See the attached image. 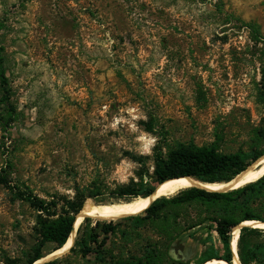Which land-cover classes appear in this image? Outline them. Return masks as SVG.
Segmentation results:
<instances>
[{
	"label": "rangeland",
	"instance_id": "1",
	"mask_svg": "<svg viewBox=\"0 0 264 264\" xmlns=\"http://www.w3.org/2000/svg\"><path fill=\"white\" fill-rule=\"evenodd\" d=\"M0 25V177L20 191L63 205L95 183L103 202L85 203L118 202L141 170L153 180L156 146L247 152L264 129V0H0ZM18 196L0 181V264L26 263L40 239L39 213ZM166 213L180 226L115 221L107 263L166 245L185 219H200L195 205ZM53 260L100 264L78 252Z\"/></svg>",
	"mask_w": 264,
	"mask_h": 264
},
{
	"label": "trees",
	"instance_id": "2",
	"mask_svg": "<svg viewBox=\"0 0 264 264\" xmlns=\"http://www.w3.org/2000/svg\"><path fill=\"white\" fill-rule=\"evenodd\" d=\"M219 8L220 6H217L218 10ZM1 29L0 25V31ZM254 34L256 35L257 32ZM253 39L255 44L260 43L257 36H253ZM2 51L0 41V78L4 86L7 84V78L3 70ZM262 56L259 100L264 107V53ZM254 144L256 147L250 151H238L231 154L221 153L216 143L204 146L194 143L156 146L153 162L154 174L150 177L153 180L145 182L148 171L141 170L140 183L120 188L115 200L129 201L138 197H148L169 181L183 177H191L200 182L212 184L230 182L264 155V149L261 150L258 147L264 144V129L256 134ZM135 160L142 165V168L145 167L142 158H135ZM0 181L6 187L17 190L19 199L37 211L42 221L39 242L32 250L28 261L23 264H35L45 258L43 249L48 245H52V251L47 256L60 250L67 243L76 218L87 199L103 202L100 200L101 188L95 183L92 192L82 195L80 201H67L60 205L59 200H44L30 188L20 191L19 186L13 184L12 181L10 186L4 176L0 177ZM192 205L200 209V219H185V227L174 236L168 235L166 245H150L140 257L113 260L111 264H205L208 261L233 264L234 244L230 236L234 230L246 221L264 223V176L254 183L224 193L191 188L172 197H162L141 214L127 218L110 217L90 209L83 222L86 226L81 225L70 252H78L83 257L95 255L100 264H108V241L111 236L117 234L118 227L123 221H133L136 227H146L161 222L177 228L180 226L177 221L180 215L174 214V223H171L166 212L171 208ZM91 214L99 216L94 226H88L92 221ZM121 219L123 221L115 223ZM199 229L207 233L203 252L195 261L182 260L179 252L183 251L184 246L180 236L190 232L193 235L188 236L194 237L200 231ZM214 236L219 239L221 248L216 246ZM176 240L174 250L178 255V260L168 255L170 245ZM238 254L241 264H264V230L253 227L242 228L238 240ZM57 263V260H53L44 264ZM13 264L20 263L14 262Z\"/></svg>",
	"mask_w": 264,
	"mask_h": 264
},
{
	"label": "bare ground",
	"instance_id": "3",
	"mask_svg": "<svg viewBox=\"0 0 264 264\" xmlns=\"http://www.w3.org/2000/svg\"><path fill=\"white\" fill-rule=\"evenodd\" d=\"M264 176V155L258 159L254 164L249 166L245 171L236 176L233 180L227 183H203L191 177H183L174 179L166 183L160 189L152 193L148 197H138L129 201H118L114 203H93L87 201L81 210L80 214L76 218L73 231L67 241V243L58 251L51 255L37 261L35 264H42L51 261L62 254L70 251L73 247L77 237V232L80 226L83 224L86 213L93 209L103 215L110 217H131L139 215L148 209L156 200L162 197H171L182 191L191 188H201L210 192L224 193L231 190H237L248 184L254 183ZM242 227H255L264 229V223L260 221H246L236 228L232 234V243L234 244V261L233 264H241L238 254V240L239 230ZM205 264H225L219 261L206 262Z\"/></svg>",
	"mask_w": 264,
	"mask_h": 264
},
{
	"label": "crops",
	"instance_id": "4",
	"mask_svg": "<svg viewBox=\"0 0 264 264\" xmlns=\"http://www.w3.org/2000/svg\"><path fill=\"white\" fill-rule=\"evenodd\" d=\"M199 237V240L197 238ZM196 236L194 237H185V239H182V244L184 246V249L182 251L183 257L185 258L186 261H195L198 259L201 255V253L204 250V240L207 236V233L205 230L199 231ZM215 244L217 247L221 248V244L219 242V239L214 236ZM192 250V251H190Z\"/></svg>",
	"mask_w": 264,
	"mask_h": 264
},
{
	"label": "water",
	"instance_id": "5",
	"mask_svg": "<svg viewBox=\"0 0 264 264\" xmlns=\"http://www.w3.org/2000/svg\"><path fill=\"white\" fill-rule=\"evenodd\" d=\"M73 228H74V227H73ZM242 228H244V227H242ZM242 228H241V229H242ZM257 229L264 230V229H262V228H257ZM231 239H232V236H230V240H231ZM71 249H72V248H71ZM71 249H70V251H71ZM70 251H69V252H70ZM179 255L182 257V260L186 261L185 258L183 257V253H182V252H179ZM175 259H176V260L179 259L177 254H175ZM49 262H50V261H49ZM45 263H47V262H45ZM42 264H44V263H42Z\"/></svg>",
	"mask_w": 264,
	"mask_h": 264
}]
</instances>
